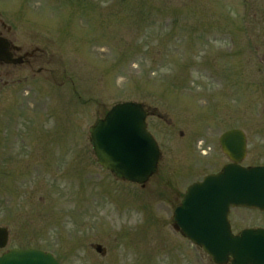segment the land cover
I'll list each match as a JSON object with an SVG mask.
<instances>
[{
	"label": "rangeland",
	"instance_id": "rangeland-1",
	"mask_svg": "<svg viewBox=\"0 0 264 264\" xmlns=\"http://www.w3.org/2000/svg\"><path fill=\"white\" fill-rule=\"evenodd\" d=\"M0 15L38 50L0 89L7 249L61 264H213L173 210L187 183L230 162L225 132L245 133L243 167L264 166V0H0ZM125 102L148 111L160 146L144 187L104 171L91 146L90 129Z\"/></svg>",
	"mask_w": 264,
	"mask_h": 264
},
{
	"label": "water",
	"instance_id": "water-1",
	"mask_svg": "<svg viewBox=\"0 0 264 264\" xmlns=\"http://www.w3.org/2000/svg\"><path fill=\"white\" fill-rule=\"evenodd\" d=\"M7 44L0 39V61L9 63ZM91 145L97 164L118 180L144 187L158 173L160 149L148 131L147 112L142 104L126 102L115 105L90 129ZM219 143L231 163L222 172L207 176L188 189L176 210L175 222L187 238L207 251L214 264H264V241L252 242L259 232L246 231L239 238L217 236L209 241L202 234L203 224L224 218L230 208L264 211V167L245 168L246 135L241 130L223 134ZM9 232L0 228V249L7 247ZM228 249V252L214 249ZM95 250L104 254L101 246ZM0 264H59L51 255L29 249H13L0 258Z\"/></svg>",
	"mask_w": 264,
	"mask_h": 264
},
{
	"label": "flooded vegetation",
	"instance_id": "flooded-vegetation-1",
	"mask_svg": "<svg viewBox=\"0 0 264 264\" xmlns=\"http://www.w3.org/2000/svg\"><path fill=\"white\" fill-rule=\"evenodd\" d=\"M15 27L9 25L0 15V39L4 40L7 44V54L10 55V62L5 63L0 61V89H7L9 87H13L15 84L21 83L19 76L16 74L18 71H22L26 69L27 71L32 68L35 61H37V52L38 50H31L29 47L26 48V45L21 44L20 38L15 34ZM41 71H39L40 73ZM16 77L18 79L16 80ZM24 83V82H23ZM147 111V110H146ZM147 111V115H148ZM230 164L227 163L222 166L221 169H217L214 172H209L205 175H202L199 180H195L189 182L185 185L184 192L181 194L180 199L178 201V205L173 210V223L176 231L181 235V237L196 251L204 254L209 258V260L214 264L213 260L208 256L207 251L204 250L201 246L194 245L187 236L182 232V230L177 226L175 222V213L176 210L182 205V201L188 191L189 188L194 186L197 183H200L207 176L218 174L222 172L223 168ZM258 167V166H255ZM142 187V186H141ZM203 229L201 230L202 234L207 235L212 242L214 238L217 236H226L229 238H239L246 231H254L259 232V236L252 237V242H258V240L264 241V211L260 210H250L246 208H230L228 214L219 221L211 220L208 223L203 224ZM12 249H0V258L4 255L8 254ZM30 249V248H28ZM27 250V249H23ZM214 251L220 252H228V249H214ZM105 254V253H104ZM103 254V255H104ZM234 262L233 258H229V260L225 264H232Z\"/></svg>",
	"mask_w": 264,
	"mask_h": 264
}]
</instances>
